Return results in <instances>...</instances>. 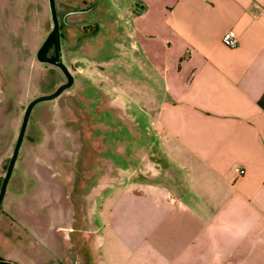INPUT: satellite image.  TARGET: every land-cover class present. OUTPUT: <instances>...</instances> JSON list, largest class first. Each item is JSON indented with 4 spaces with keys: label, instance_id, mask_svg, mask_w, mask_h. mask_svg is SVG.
Segmentation results:
<instances>
[{
    "label": "crops",
    "instance_id": "0c3cea01",
    "mask_svg": "<svg viewBox=\"0 0 264 264\" xmlns=\"http://www.w3.org/2000/svg\"><path fill=\"white\" fill-rule=\"evenodd\" d=\"M116 1L138 9L124 13L134 52L162 86L153 132L141 131L152 138L145 170L103 162L102 175L86 182L81 212L74 188L63 187L77 182L71 151L58 170L61 191L51 197L45 189L31 214L20 199L1 211L4 261L40 264L25 217L44 211L57 223L54 249L63 264L84 249L85 264H264V0ZM229 30L238 37L235 49L221 43ZM28 141L36 152L49 148ZM12 142H0V174ZM26 167L49 183L37 164ZM42 232L34 227L38 238ZM74 233L85 248L74 245Z\"/></svg>",
    "mask_w": 264,
    "mask_h": 264
},
{
    "label": "rangeland",
    "instance_id": "374dc122",
    "mask_svg": "<svg viewBox=\"0 0 264 264\" xmlns=\"http://www.w3.org/2000/svg\"><path fill=\"white\" fill-rule=\"evenodd\" d=\"M122 2L55 0L59 42L56 46L54 36L42 57L57 60L60 54L62 63L73 76V84L56 99L33 107L0 205V218L11 199L24 201L31 214L45 189L51 197L61 191L63 178L58 170L71 161V151L77 182L74 186L63 187L69 192L74 188L80 211L88 207L85 194L89 186L86 182L93 174L96 179L102 175L103 162L111 159L118 165L126 162L131 168L134 166L133 170L143 166L145 170L149 159L145 147L150 145L152 138L145 134L141 136V131L153 132L152 118L163 100L162 86L155 74L142 67L144 63L141 65L140 57L134 52L132 25L126 22L124 13L132 14L138 9L131 11L129 6H122L125 4ZM51 29L48 0H0V142L13 138L2 158L0 184L26 107L36 97L51 94L66 82L59 68L37 59V52ZM31 132L46 136L29 138ZM29 139H40V146L47 144L46 153L36 152L37 144ZM27 146L33 153H26ZM125 147L128 152L124 155ZM3 149L0 144V155ZM26 164H37L39 172L41 169L49 178V183L32 176ZM67 198L63 197V203ZM40 215L27 214L25 217V226L31 235V255L39 259L40 264H63L60 248L54 249L56 237L60 235L57 223L44 217V211ZM39 217L42 222L37 219ZM82 219L80 213L79 228L83 226ZM39 225L44 231L41 240L34 235V227ZM81 238L74 233V245L84 247ZM7 249L0 251L2 261L6 259ZM84 251L74 250L76 257L70 256L67 264H85Z\"/></svg>",
    "mask_w": 264,
    "mask_h": 264
},
{
    "label": "water",
    "instance_id": "95a60500",
    "mask_svg": "<svg viewBox=\"0 0 264 264\" xmlns=\"http://www.w3.org/2000/svg\"><path fill=\"white\" fill-rule=\"evenodd\" d=\"M48 4H49V10H50V15H51V20H52V29H51L46 41L43 43L41 48L38 50L37 59L41 63H49V64H53V65L57 66L61 70L63 75L65 76L66 82L61 84L60 86H58L56 88V90L54 92H52L51 94L36 97L26 107L23 118H22L21 126L19 129V133H18L16 142H15V146L13 148V152H12L11 158L9 160L7 169H6V173H5L3 180L0 184V204L4 198L6 186L8 184L9 179H10V176L12 174L14 164L16 162L22 141L24 139V135H25L26 127H27V122H28V119H29V116H30V113H31L33 107L37 103L56 99L65 90L69 89L73 84V76L70 74L67 67L62 63V60L60 58V54H59L57 61L42 57L43 50L47 47V45L50 43V41L52 40V38L54 36H55L57 42H59V21H58V16H57L55 0H48ZM0 264H12V263L0 260Z\"/></svg>",
    "mask_w": 264,
    "mask_h": 264
},
{
    "label": "built area",
    "instance_id": "2783aa9c",
    "mask_svg": "<svg viewBox=\"0 0 264 264\" xmlns=\"http://www.w3.org/2000/svg\"><path fill=\"white\" fill-rule=\"evenodd\" d=\"M221 43L229 49H235L239 45L238 37L235 34V32L232 30H229L223 34L221 38ZM236 171L238 175L244 174V170H236Z\"/></svg>",
    "mask_w": 264,
    "mask_h": 264
},
{
    "label": "flooded vegetation",
    "instance_id": "af4514ba",
    "mask_svg": "<svg viewBox=\"0 0 264 264\" xmlns=\"http://www.w3.org/2000/svg\"><path fill=\"white\" fill-rule=\"evenodd\" d=\"M44 51V50H43ZM58 57H59V55H58ZM48 59H52V58H48ZM53 60V59H52ZM58 60V59H57ZM57 60H54V61H57ZM49 64V63H48ZM51 65H53V64H51ZM53 66H55V65H53ZM55 67H57V66H55ZM58 68V67H57ZM66 81V80H65ZM108 113V112H107ZM109 115V114H108ZM107 115V116H108ZM110 117V116H109Z\"/></svg>",
    "mask_w": 264,
    "mask_h": 264
},
{
    "label": "trees",
    "instance_id": "16d2710c",
    "mask_svg": "<svg viewBox=\"0 0 264 264\" xmlns=\"http://www.w3.org/2000/svg\"><path fill=\"white\" fill-rule=\"evenodd\" d=\"M53 39H54V38H53ZM53 39H52V40H53ZM55 43H56V46H57V41H56V39H55Z\"/></svg>",
    "mask_w": 264,
    "mask_h": 264
}]
</instances>
